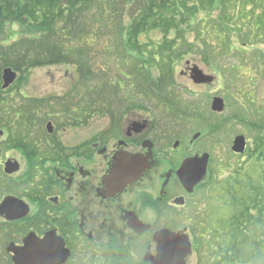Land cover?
<instances>
[{
    "label": "trees",
    "instance_id": "obj_1",
    "mask_svg": "<svg viewBox=\"0 0 264 264\" xmlns=\"http://www.w3.org/2000/svg\"><path fill=\"white\" fill-rule=\"evenodd\" d=\"M127 16L131 24L123 27ZM14 27L20 28L21 36L17 39L9 33L16 39L9 46L0 44V59L21 60L13 68L22 75L40 66L77 67L80 78L72 90L71 106L67 105L70 110L79 109L73 117L82 118L84 104L89 117L103 114L101 90L107 86L124 94L119 100L129 101L127 106L138 105L136 91L123 92L126 81H131L132 89L145 87L141 92L166 91L160 102L167 109L172 106L184 121L197 119L201 112L195 103L189 104V113L173 106L178 99L173 89L175 66L194 54L219 71L220 55L246 56V51L264 46V0H0V39ZM94 41L105 44L102 70L95 68L99 60ZM260 53L261 58H250L248 64L242 60L231 68L241 70L251 64L258 73L256 66L260 70L264 66V50ZM154 70L159 73L155 80ZM85 87L87 97L82 95ZM148 92L144 94L150 96ZM244 101L234 121L255 134L245 162L223 163L228 177L221 201L231 215L227 224L217 227L216 252L208 256L212 264H264V107L250 111ZM56 105L68 111L60 99ZM228 123L223 119L218 125Z\"/></svg>",
    "mask_w": 264,
    "mask_h": 264
},
{
    "label": "flooded vegetation",
    "instance_id": "obj_2",
    "mask_svg": "<svg viewBox=\"0 0 264 264\" xmlns=\"http://www.w3.org/2000/svg\"><path fill=\"white\" fill-rule=\"evenodd\" d=\"M63 112L22 129L0 118V264H154L162 231L198 225L200 185L178 177L193 143L164 151L167 128L147 119L90 138L87 108Z\"/></svg>",
    "mask_w": 264,
    "mask_h": 264
},
{
    "label": "rangeland",
    "instance_id": "obj_3",
    "mask_svg": "<svg viewBox=\"0 0 264 264\" xmlns=\"http://www.w3.org/2000/svg\"><path fill=\"white\" fill-rule=\"evenodd\" d=\"M131 20V17L127 16L123 27H129ZM7 32L0 39V44L3 46H9L16 39V37H12L9 33L16 34L17 39L21 36L20 28L18 29V27L10 28ZM87 38L89 39V37ZM94 43L98 51L97 59L99 60L95 68L102 70L104 68L103 66H105V63L102 61V58L106 57L104 52L105 44L96 41ZM237 44L236 41V49H239L240 46ZM96 49L94 48V52H96ZM261 50H264V46L259 44L257 45V49L246 51V56H240L241 54H237L236 52L229 55L227 53L222 54L219 56L221 60L217 64L219 68H222L219 71L213 65L205 62L200 56L194 54L175 66L174 75L176 78L173 89L177 91L176 95L178 99L173 106H178L182 109V112L189 113L191 111L189 104H197L201 112L197 111L198 114L200 113V117H197V119L190 117L187 120L180 121L177 118L179 114L177 110L172 109V106L167 109L160 102V100L162 101V97L166 95V91L155 88L157 94L152 91L148 92L147 90L141 92L145 87L136 86V89H132L131 81H126L123 92L136 91L138 98L136 103L138 105L127 106L129 101L123 102L119 100V97L124 94H116L113 89L105 84L107 86L105 87L106 89L103 87L101 90V95L104 100L102 99L103 105L100 113L103 114H96L89 117L90 138L96 136V134H99L111 125L112 119L116 120L119 127L132 124L133 122L143 123L146 119L152 120L154 125L164 127V129L167 128L165 129L166 136H161V140H163L161 145L164 146L165 144L164 151L172 154L174 153L173 145H175V148L178 146L176 142L182 141L185 147H188L193 137L199 135V138L193 143L191 150L187 151V154L192 156L188 158H201L203 154H209L211 159L207 176L200 184V190L197 196L199 208L196 211V221L198 225L192 226L191 231L182 236L176 235L180 238L179 240H184L191 244L192 254L186 256V262L185 257L183 258L184 264L213 263L211 259L208 260V256L216 252L217 227H220L222 224H227V219L231 215L230 210L226 209L221 201L222 196H224L223 188L225 181L228 177V174L225 175V166L228 165V161H231L236 166L246 161L248 151L244 155L236 156L232 152L233 142L237 136L243 135L246 137L250 147L253 134H255L246 125L240 124L239 122L235 123L234 115L241 114L243 101L244 98H247L246 96H252H250L251 99L249 101H244L250 111L264 107V66L262 65L260 70L255 64L258 73L255 69L251 68L253 66L251 64L250 67L242 68L241 70L232 69L231 67H234V64H238L242 60H247L246 64H248L250 58L257 56L261 58ZM0 63V88L2 89V93L0 92V118L8 116L9 118L7 119H9L11 124L17 125L16 128L22 129L25 125L27 127L45 125L48 120L56 117L55 115H57L58 110L61 109L56 105L59 99L66 104V108L67 105H70V99L74 95L72 90L80 78L77 75V67L72 65L40 66L31 69L28 74L26 72V74L22 75L20 71H16L13 68V65H20L21 60L16 59L10 61L8 59L4 61L0 59ZM222 65L226 66V68L221 67ZM5 69H11L13 72L18 73L17 79L7 89H3V72ZM230 69L233 70L232 73ZM195 70L203 73L205 77L211 78L212 81L207 84H196L192 79ZM153 75V79L155 80L158 78L159 73L154 70ZM246 77H249V79L253 78V81L247 80ZM107 78H109L108 75L106 76ZM251 84L253 85L251 86ZM88 90L89 88L85 87V92L82 95L84 96L85 94V97H87L89 95ZM145 92H148L150 96L144 94ZM64 97H68V100L64 101ZM216 98L223 99L225 102V110L222 114L216 113L212 109V102ZM74 103L78 105L80 101H75ZM10 110L12 112L9 114ZM17 110L20 113H17ZM62 110L73 115L70 109L67 111L62 108ZM113 114H116L115 118L112 117ZM23 115L24 118L22 117ZM223 119L229 122L228 125H218ZM69 124L74 123L71 121ZM3 127V123L0 120V129L3 130ZM24 130H22L23 132L10 131L8 141H22ZM213 132L215 133L212 134ZM160 134L163 135V132H160ZM156 139L159 140V137ZM166 154L168 156V153ZM148 157L149 159H153L152 154L148 155ZM223 163H226V165L223 166ZM219 211L220 215L218 214ZM222 218L223 220H220ZM218 221L223 222L218 223ZM162 232L167 233L166 231ZM162 232L161 240L164 239ZM179 253L183 255L184 250L182 249ZM179 257L180 255L176 254V259ZM155 262H157L156 257L153 260V263Z\"/></svg>",
    "mask_w": 264,
    "mask_h": 264
},
{
    "label": "water",
    "instance_id": "obj_4",
    "mask_svg": "<svg viewBox=\"0 0 264 264\" xmlns=\"http://www.w3.org/2000/svg\"><path fill=\"white\" fill-rule=\"evenodd\" d=\"M3 77V89H7L17 79V73L13 72L11 69H5L3 72ZM192 79L196 84H206L212 81L211 78L205 77L203 73L199 72L198 70L194 71ZM212 109L214 112L222 113L225 110L224 100L216 98L213 101ZM198 138L199 135L195 136L194 140H197ZM246 145L247 143L244 136L237 137L234 141L233 151L237 154H244L246 151ZM209 161L210 155L204 154L202 158H191L183 163V166L179 171V178L181 180V183L189 193H192L195 187L205 178ZM14 171H17V169H15ZM162 233L164 239L161 240L159 256L157 257V262H155V264H184L183 258L186 257L190 252L189 243L184 240H179L180 238L176 235H168V233L164 232ZM182 249L184 250L183 255L179 253ZM176 254L180 255V257L177 259Z\"/></svg>",
    "mask_w": 264,
    "mask_h": 264
}]
</instances>
